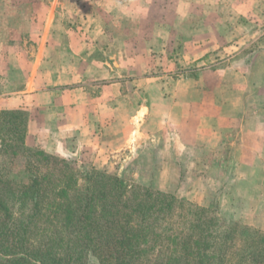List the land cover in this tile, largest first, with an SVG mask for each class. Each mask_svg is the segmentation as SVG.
<instances>
[{
  "label": "crops",
  "instance_id": "1",
  "mask_svg": "<svg viewBox=\"0 0 264 264\" xmlns=\"http://www.w3.org/2000/svg\"><path fill=\"white\" fill-rule=\"evenodd\" d=\"M9 1L17 3L9 4ZM65 1L0 0V18L4 19V30H0L2 35H10L4 39V47L11 40L41 33V20L45 24L42 33L45 36L51 33L50 27L58 17L57 7ZM111 1L117 7L121 3L145 5L143 14L138 17L142 26L140 38L133 31L134 26L131 27L124 33L133 35V39H128L124 49L149 52L151 60L142 64L128 62L143 68L128 75L115 73L111 67L112 73L107 69L112 64L101 60L104 66L100 72L89 73L83 68L92 67L95 58L90 55L89 59L90 48L86 44L91 42L90 38L95 39L92 34L97 35V42L109 30L93 33L87 26H69L68 33L82 36L84 56L79 64L72 60L65 65L81 70L63 76L58 74L60 64L56 60L37 58L33 60L35 68L23 89L13 93L14 97L0 95V109L31 111L36 103L65 108L66 116H61L63 122L55 120L54 128L49 131L53 130L54 136L59 137L58 129L63 130L65 139L77 141L72 148L67 146L68 149L65 146L48 149L38 138L29 144L32 127L36 131L37 120L45 116L38 112L28 124L27 144L41 143L50 153L79 155L83 162L96 168L116 164L123 156L131 159L130 153L143 146H151V151L158 148L155 161L177 164L178 174L185 171V163L195 162L213 163L217 170V164L225 163V168L227 164H246L245 170H249L253 158L256 167H264V60L261 58L264 0ZM41 3L48 4L44 15L39 12ZM27 4H36L37 10L12 14V8ZM126 7L128 5L123 6ZM113 16L121 17L119 11ZM131 17L128 19L133 21L134 15ZM15 18L30 19L28 28L23 22L10 26L9 20ZM83 19L85 23L88 15ZM52 34L57 35V31ZM72 45L68 44L69 51L74 50ZM104 46L98 44L100 49ZM1 50L2 76V67L8 64L14 67L16 62L10 59L4 64ZM115 58L120 59L114 55L112 63L120 66ZM99 60L96 62H101ZM46 62L52 70L37 73V68ZM157 65L158 72L154 70ZM99 77L105 81H100L98 91L93 93L86 85L87 78ZM59 86H65V91H56ZM217 170L211 178H217Z\"/></svg>",
  "mask_w": 264,
  "mask_h": 264
},
{
  "label": "rangeland",
  "instance_id": "2",
  "mask_svg": "<svg viewBox=\"0 0 264 264\" xmlns=\"http://www.w3.org/2000/svg\"><path fill=\"white\" fill-rule=\"evenodd\" d=\"M67 1L68 3H66ZM12 3L15 4L17 2L9 1V4ZM124 5H128V7L123 8ZM130 5L121 3L117 7L111 0H66L65 3H60L57 7L58 17L54 25L50 27L51 33H48L47 36L42 33L45 30V24L41 20V33L25 35L18 41L11 40L7 47H4L3 42L10 35H2L0 30L1 54L3 49L6 48L4 49V56L2 54L4 64L10 59L16 62L13 63L14 67L9 66L8 63V65L2 67L4 75H0L1 97H14L13 93L24 88L27 84L28 75L35 68L32 66L33 60L37 58L56 60L60 64L58 74L61 73L63 76L71 75L72 71L73 73L76 72L78 68H70L69 66L72 67V65L67 66L65 63L70 64L72 60H77L78 64L81 62V57L84 54V50L81 49L83 39L80 35L68 33L66 29L69 26H87L93 33L96 31L100 32L101 29L110 31L101 39H97V42V35H91L92 39H95L91 40L90 38L89 41L91 42L87 43L86 46L90 48L88 57L90 59V55H92V58H95L93 60L95 64L92 67L83 68L87 72L95 73L97 70L100 72L101 66H104L101 60L105 64L106 61L112 64V66H107V69H110L112 73L111 67L115 69V73L126 75L137 72L138 69H143L139 66L130 65L128 62H136L137 64L148 63L151 60V56L147 54L149 52L125 50L124 47H127L126 44L129 43L128 39H133V35L130 36L124 32L134 26L133 31L136 32L138 39L140 38L139 30L142 26H140L138 17L140 13L143 14L145 5L140 2ZM34 10H37L36 4H27L24 7L12 8L11 12L15 15H21L23 12L29 14ZM47 10L48 4L41 3L39 6L40 14L44 15ZM116 11H119L121 17L113 16ZM133 11L134 13H132ZM132 14L134 15L133 21L128 19ZM87 15L88 19L84 23L83 17H87ZM20 19L9 20V25L13 26L17 25V22L18 24L23 22L25 28H28L30 19ZM129 23H131L130 27ZM0 28L4 30V19L2 18H0ZM55 31H57V35L52 34ZM68 44H73L74 50L69 51L67 49ZM98 44H103V46L105 44V46L100 49ZM120 47H123V49H120ZM114 55L120 57V59H114L118 60L120 66L112 63L111 57ZM261 58L264 60V52L261 54ZM98 59L101 62H96ZM154 59L160 62L158 57H154ZM157 68H159V65L154 69L158 72ZM49 70H52V68L50 69V65L48 66L46 62L45 65H40L37 68V73L42 74V71L47 72ZM80 70L81 68L78 69V72ZM102 80L105 81V79L100 77L98 79L87 78L89 82L86 85L91 92L96 93L98 91V83L100 84ZM56 91H65V86L61 88L59 86ZM261 103L262 99L259 100V104ZM52 107L51 105H37L36 103L31 111L28 109L14 110L27 112L25 117H28V124L31 118L35 119L34 117L38 116V112L45 115L44 119L37 120L36 131H33L32 127L31 138H29L31 142L29 144H32V140L37 141L38 138L42 144L48 146V149H55L58 146L60 148L63 146L72 148L74 146L73 142L77 141V139H65L63 130L60 131L58 129L59 137L58 135L54 136L56 132H53V130L49 131L50 128H54L55 120L58 121L59 119L63 122L61 116L64 114L66 116L65 108ZM43 129L46 131H43ZM2 137L9 140L7 141V149L0 153V175L3 179L13 178L21 183L28 182V177L32 173L30 168L28 169V165L31 162L39 166L38 169L34 170V173L47 172V167H44V163L40 164V160L44 159L41 151L57 155L66 162L69 159L68 157L73 156L77 158L79 163L85 164L89 168L95 167L83 162L79 155L68 152L50 153L40 145L41 143L30 145L37 150L35 154L21 151L14 154V147L19 145L22 137H18L13 131L11 132L8 129V124L3 123L0 118V144ZM26 138L28 139V136ZM151 148V146L140 147L130 153L131 159L123 156L116 164H108L98 168L121 176L126 183L128 194L133 198L135 189H141L146 186H149L155 193L156 191H162L169 194L170 197L173 196L171 206H165L162 211L155 210L152 213L147 226L148 241L143 244L145 252L141 254L140 259L134 264H185L187 261L189 264H198L197 254L200 249L198 240L202 241L201 244L208 247V253L214 256L211 262L207 264H240L239 257L247 254L246 251L254 244L246 241L249 239L247 234L234 233L232 231L233 225L236 223L250 227L254 231L264 232V167H256L253 158L248 165L249 170H245L247 169L246 164L243 166L227 164V169L225 168V163L217 164V166L219 165L217 170L213 163L195 162L185 163V171L178 174L177 164L173 162H156L154 155H157L158 148L152 151ZM79 163L70 165V168H73L74 172L82 178L83 172L79 168ZM67 169L59 167L52 170L50 168L54 177H58L61 174L68 175L71 170ZM215 170H217V178H211L210 175H214ZM226 170L227 174L225 173ZM219 175L220 178L218 177ZM80 185L83 188V179H81ZM53 187V183H50L46 188L48 189L47 192L52 193ZM168 199L169 197L167 196L159 197L154 195L152 204L158 207L160 204L166 203ZM16 215L18 216V211ZM233 233L234 238H232ZM41 236V234H37V231L31 233L30 246H37ZM187 248H190L191 254ZM187 254L190 255L187 256Z\"/></svg>",
  "mask_w": 264,
  "mask_h": 264
},
{
  "label": "trees",
  "instance_id": "3",
  "mask_svg": "<svg viewBox=\"0 0 264 264\" xmlns=\"http://www.w3.org/2000/svg\"><path fill=\"white\" fill-rule=\"evenodd\" d=\"M26 114L23 110H0L3 123L22 137L13 149L14 154L37 152L26 142ZM7 141L1 138L0 153L7 149ZM41 153L44 159L40 164L44 163L47 172L34 173L39 166L31 162L28 182L3 179L0 175V264L136 263L145 252L143 244L148 241L147 226L152 213L171 206L173 196L162 191L155 193L146 186L138 188L139 191L135 189L133 198L121 176L89 168L73 156L66 162L57 155ZM78 163L82 178L70 168ZM59 167L71 171L54 177L50 168ZM50 183L54 185L52 193L46 189ZM154 195L169 199L156 207L152 204ZM233 227L234 233L247 234L246 241L254 244L247 254L239 257V263L264 264V232L236 223ZM36 231L42 236L38 245L32 247L30 236ZM198 242V264L211 262L214 256L202 241ZM190 248L187 249L191 254Z\"/></svg>",
  "mask_w": 264,
  "mask_h": 264
}]
</instances>
